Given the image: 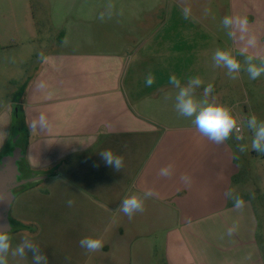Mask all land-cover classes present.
I'll return each instance as SVG.
<instances>
[{
  "label": "crops",
  "instance_id": "1",
  "mask_svg": "<svg viewBox=\"0 0 264 264\" xmlns=\"http://www.w3.org/2000/svg\"><path fill=\"white\" fill-rule=\"evenodd\" d=\"M45 1L62 37L41 57L33 49L36 72L14 102L24 113L26 160L37 173L18 180L8 234L25 245L33 242L26 233L32 204L57 216L58 228L67 214L94 216L86 225L92 238H99L97 216L109 217L102 234L106 255L99 259L93 252L89 264H122L110 256L114 249L141 244L137 239L146 227L150 231L139 220L115 226L116 215L127 216L120 211L123 200L135 195L144 208L132 216H168L169 225L160 227L167 232L165 264H264L255 209L251 203L237 209L229 201L236 172V161L227 158L231 149L201 134L195 114L184 116L177 108L180 90L189 87L200 107L216 104L205 89L221 79L222 64L214 59L221 37L193 32V17L179 19L171 8L161 14V0ZM235 7L248 20V33L235 28V46L241 51L255 36L257 44L246 54L261 60L264 0H237ZM36 31L32 19L30 36ZM149 74L155 77L151 86ZM196 78L202 83L192 84ZM13 115L0 114V152ZM106 149L123 157L119 171L100 157ZM165 168L168 174H161Z\"/></svg>",
  "mask_w": 264,
  "mask_h": 264
},
{
  "label": "rangeland",
  "instance_id": "2",
  "mask_svg": "<svg viewBox=\"0 0 264 264\" xmlns=\"http://www.w3.org/2000/svg\"><path fill=\"white\" fill-rule=\"evenodd\" d=\"M236 1L161 0L160 9L161 14L165 15L171 8L174 14L183 20L185 18L183 9L187 7L190 10L189 16L194 20L192 31L209 32L221 37L222 51L229 52L241 65L238 72L230 75L229 70L222 64L221 79L210 93L216 104L227 107L237 124L243 126V134H237L233 129L225 140L231 149V152H228V160L232 158L236 161L234 163L236 172L230 185L229 201L235 204V198L241 197L244 204L251 203L255 209L257 219L255 239L264 262V153H258L252 149L256 129L249 125L252 116L256 117L257 127L264 123V74L258 79H250L246 60L248 54H241L235 46L233 36L228 34L230 30L222 24L225 16L239 15L240 11L235 7ZM70 11L65 10L63 13L71 18L74 14ZM32 19L34 28L37 30L33 37L29 32V21ZM178 29L182 30L180 27ZM231 30L234 32L235 27ZM60 37L62 33L55 31L50 23L49 8L45 0H0V114L5 110L13 114L19 111L14 102L21 96L38 66L37 57L31 58L33 49L39 52L41 57V53L45 50L59 46ZM251 63L260 66L261 60L253 58ZM231 76H235L236 79H232ZM11 130L12 134H17L19 131L17 128ZM12 143L7 147L10 153L13 149ZM16 145L19 147V144L16 143ZM241 147L244 151L240 150ZM230 155L231 158H229ZM150 157H153V152L150 153ZM32 206L33 208H30L28 212V223H26L28 226L26 233L33 239V242L28 245H32V248L18 240L15 235L8 234L10 247L4 254L6 264H89L91 262L90 257L92 258L93 252H88L79 243L81 239L89 237L90 232L86 225L89 224L91 216L67 214L61 219L64 224L60 223L58 228L57 216L39 210L34 204ZM97 217L99 239L103 240L102 234L110 228L108 226L110 219ZM167 217L143 215L132 216L130 219L128 216L116 215L115 226L118 224L122 226L123 219L131 225L139 220L144 222L150 231L146 227V235L137 239L142 242L141 244L136 245L133 242V247L130 246V248L126 245L121 246L114 249V255L110 256L121 258L124 262L122 264H165L167 232L160 230V227L169 225ZM91 218L93 220L94 216ZM64 219H66L65 222ZM22 245L24 254L21 256L17 249ZM105 255V250H99V259ZM37 256L42 259L37 260ZM104 260L108 261V257Z\"/></svg>",
  "mask_w": 264,
  "mask_h": 264
},
{
  "label": "clouds",
  "instance_id": "3",
  "mask_svg": "<svg viewBox=\"0 0 264 264\" xmlns=\"http://www.w3.org/2000/svg\"><path fill=\"white\" fill-rule=\"evenodd\" d=\"M190 10L186 7L183 9V14L185 18H188ZM222 24L225 28L229 29V36H234V32L231 30L233 27L239 30V32L248 33V20L246 17H232L225 16ZM243 40V35L241 36ZM257 44V40L255 36H250L248 38L247 44L241 50V54L243 55L248 51L249 47H255ZM252 55H248L246 60L248 62L247 72L249 74L250 79L255 80L258 79L262 74H264V57H261V64L257 66L256 64L251 63L253 60ZM214 59L217 65L223 64L228 70L229 74L238 72L240 70V63L237 61L229 52L217 50L214 55ZM232 79H236L235 76H231ZM171 81L173 83H178L176 77H171ZM155 82V77L151 74L146 78V85L151 86ZM192 84L199 85L202 81L199 78H196L191 82ZM213 89V85L209 84L205 89V93H210ZM191 87L183 88L180 90L179 95L177 97L178 104L177 108L180 113L184 116L191 117L195 114V125L199 132L209 139L220 143L228 139L229 135L233 131L234 128L237 127L236 119L231 115L230 110L218 104H209L205 101L206 106L200 107L194 99L190 95ZM39 126L45 127L47 124L46 117L41 114L38 118ZM249 125L256 129L255 139L252 141V149L257 151L258 153H264V123H261L257 127V120L255 116H252L249 120ZM239 139V137H238ZM241 151H244V148L241 147ZM100 157L103 161L109 165L114 167L117 171H119L124 166L123 157L120 155H116L113 153L111 149L103 150L99 153ZM171 167V166H169ZM169 169L165 168L161 170V174H168ZM69 206H71L72 201L68 202ZM244 204V200L241 197L235 198V208L240 209ZM144 204L137 196L133 195L123 200L120 211H122L125 215H127L130 219L132 218V214L137 211H143ZM235 231V228L230 229L228 231L229 235ZM9 235L7 232L0 230V264H6L4 259V254L7 253L10 243H9ZM80 246L84 249H87L88 252H96L101 250L104 247V242L99 238L85 237L79 241ZM29 248H32V245H27ZM35 251V249H33ZM17 252L22 256L24 254V246H20L17 249ZM37 260L42 259V257L37 256Z\"/></svg>",
  "mask_w": 264,
  "mask_h": 264
},
{
  "label": "water",
  "instance_id": "4",
  "mask_svg": "<svg viewBox=\"0 0 264 264\" xmlns=\"http://www.w3.org/2000/svg\"><path fill=\"white\" fill-rule=\"evenodd\" d=\"M16 141L15 139L12 143L14 150L0 160V230L7 233L12 230L10 211L15 200L14 189L20 184L19 162L24 158L23 151L16 145Z\"/></svg>",
  "mask_w": 264,
  "mask_h": 264
},
{
  "label": "trees",
  "instance_id": "5",
  "mask_svg": "<svg viewBox=\"0 0 264 264\" xmlns=\"http://www.w3.org/2000/svg\"><path fill=\"white\" fill-rule=\"evenodd\" d=\"M16 107L19 109V111L17 112V114L14 113L13 115L11 129L17 128L19 129V131L17 134H12L11 132L9 133V137L3 149L0 152V160L4 155L10 154V151H7V147L12 143L13 140L16 139L17 140L16 143L19 144V147L22 149L23 155H24V158L19 162V167L21 168L22 175L21 177L18 178V180H23V179H29L34 173H37V172L33 171L29 167L27 160H26V154H27V148H28V134L26 133V129H25L26 126H25V121H24V113L21 111L20 106L17 105ZM13 149H11V152L13 151ZM32 185L33 184H29L28 186H26V188L32 187Z\"/></svg>",
  "mask_w": 264,
  "mask_h": 264
},
{
  "label": "built area",
  "instance_id": "6",
  "mask_svg": "<svg viewBox=\"0 0 264 264\" xmlns=\"http://www.w3.org/2000/svg\"><path fill=\"white\" fill-rule=\"evenodd\" d=\"M234 129L237 134H243V126L241 124H237V127Z\"/></svg>",
  "mask_w": 264,
  "mask_h": 264
},
{
  "label": "flooded vegetation",
  "instance_id": "7",
  "mask_svg": "<svg viewBox=\"0 0 264 264\" xmlns=\"http://www.w3.org/2000/svg\"><path fill=\"white\" fill-rule=\"evenodd\" d=\"M19 170H20V172H21V175H22V171H21V168L19 167ZM21 177V176H20Z\"/></svg>",
  "mask_w": 264,
  "mask_h": 264
}]
</instances>
